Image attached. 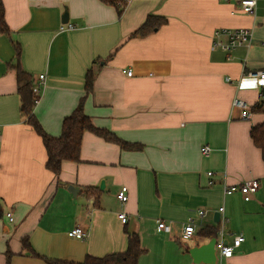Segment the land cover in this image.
<instances>
[{"label": "crops", "instance_id": "obj_1", "mask_svg": "<svg viewBox=\"0 0 264 264\" xmlns=\"http://www.w3.org/2000/svg\"><path fill=\"white\" fill-rule=\"evenodd\" d=\"M240 1L129 0L119 15L102 0H2L10 32L0 31V264L9 254L8 264L82 262L124 251L128 232L138 234L144 250L138 264H208L194 262L190 248L211 239L204 229L220 226L225 240L245 239L215 264H264V183L250 195L223 192L224 184L264 177L262 151L250 135L264 122V77L247 74L264 70V0L254 13L242 12ZM65 8L73 28L61 30ZM151 14L167 22L132 35ZM222 27L251 29V44L213 48ZM14 42L34 83L46 77L34 114L48 134L61 135L93 70L85 113L96 127L141 147L85 130L79 160L63 161L57 177L46 167L41 136L20 111ZM236 97L249 104L250 118L233 106ZM122 186L124 201L117 196ZM190 218L197 232L182 239ZM158 219L170 222L172 232L158 231ZM76 225L85 227L83 239L69 234Z\"/></svg>", "mask_w": 264, "mask_h": 264}, {"label": "trees", "instance_id": "obj_2", "mask_svg": "<svg viewBox=\"0 0 264 264\" xmlns=\"http://www.w3.org/2000/svg\"><path fill=\"white\" fill-rule=\"evenodd\" d=\"M105 3L115 5L119 15L122 14L124 7L118 4V0H102ZM167 18L161 15H148L145 22L133 32L134 36H146L165 24ZM0 31L9 33L10 29L5 21L4 7L2 0H0ZM16 57L18 64L16 65L17 72V86L18 94L20 96V111L24 116H27V122L35 129L41 136L42 141L47 151L46 167L51 170L57 177L61 172L62 163L65 160L78 161L81 150L82 136L85 130H90L103 138L120 143L125 148L139 149L141 144L128 143L117 138L113 133L107 129L96 127L91 117L85 113L84 102L86 96L93 90L94 74L93 70H89L86 74L85 90L86 93L81 97L79 104L72 111L70 115L65 117L62 124V132L58 137L48 134L42 127L41 123L34 114V107L39 98L34 90V77L33 74L23 69L20 63L21 46L18 42H14ZM256 111L262 109V105H255L253 107ZM250 135L255 145L261 151L264 160V122L255 124L251 127ZM2 206L0 204V216H2ZM203 235L209 238L218 237V228H206L203 230ZM128 244L124 251L112 252L104 256L87 255L84 261L75 262L59 259H47L51 264H138L140 255L143 249L140 245V238L135 232H128ZM25 248L32 250L28 238L23 240ZM33 254H36L32 251ZM10 260V254L7 264Z\"/></svg>", "mask_w": 264, "mask_h": 264}, {"label": "built area", "instance_id": "obj_3", "mask_svg": "<svg viewBox=\"0 0 264 264\" xmlns=\"http://www.w3.org/2000/svg\"><path fill=\"white\" fill-rule=\"evenodd\" d=\"M128 1L129 0H118V4L124 7ZM256 3H257V0H241L240 9L242 12H245V13H254L256 9ZM70 28H73V25L70 23L62 24L60 26L61 30H67ZM252 37H253V33L251 29L249 28L222 27V28H218L215 30L212 46L213 48L218 47V48H221L229 52L240 46H249L251 44ZM125 73L130 76L132 75L133 72L131 69H127L125 70ZM247 74L249 76L264 77V70L250 71ZM45 78L46 77L44 74H40L38 81L34 83V90L38 94V96L40 94L41 89L45 85ZM233 106L241 110L242 118L248 119L251 117L249 104L245 100L236 97L233 100ZM201 150L205 155H207L209 154L211 148L208 145H204L201 148ZM207 174L209 176V179H208L209 185H214L216 182L214 178L215 173L213 171H208ZM262 183H264V177L263 178H249V179H246L241 182L234 183V184H224L223 192L225 195H230L235 192H241L242 194L250 195V194L257 192V190L261 187ZM126 192H127V187L122 186V188L120 189L117 195L118 199L121 201H124L126 199ZM218 210L221 213H223L224 206H221ZM198 212L200 215H203L205 213L204 210H199ZM6 216L10 222L14 221V216L11 211H8L6 213ZM118 216L123 222H126L127 220L126 213L121 212L118 214ZM224 220H227V219L223 217L221 219V222ZM157 230L161 232L170 233L172 232L173 227L170 222H167L166 220H163V219H158L157 220ZM196 232H197V224L194 221V218H190L187 222H185V224L181 228L180 235L182 239H190L194 237ZM69 234L75 238L83 239L86 236V229L85 227L81 225H76L69 231ZM244 239H245L244 235L237 234L233 237L231 242H229L228 240H225L224 228L220 226L218 228V239L215 244L217 256L219 255L220 257H223V258L231 257L236 252V249L241 245Z\"/></svg>", "mask_w": 264, "mask_h": 264}, {"label": "water", "instance_id": "obj_4", "mask_svg": "<svg viewBox=\"0 0 264 264\" xmlns=\"http://www.w3.org/2000/svg\"><path fill=\"white\" fill-rule=\"evenodd\" d=\"M69 21L68 9L65 8V11L62 16V22L66 23ZM69 190L73 193L76 192V189L73 186H69ZM221 216V212H216L215 221L218 222ZM217 238H211L208 242H205L201 245L194 246L190 248V253L193 256L194 262H206L208 264H215L217 262L218 256L215 248Z\"/></svg>", "mask_w": 264, "mask_h": 264}]
</instances>
